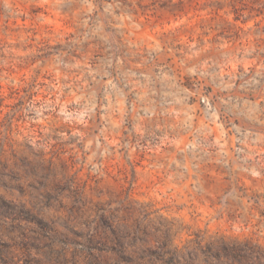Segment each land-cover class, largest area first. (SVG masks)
I'll list each match as a JSON object with an SVG mask.
<instances>
[{
  "label": "rangeland",
  "instance_id": "rangeland-1",
  "mask_svg": "<svg viewBox=\"0 0 264 264\" xmlns=\"http://www.w3.org/2000/svg\"><path fill=\"white\" fill-rule=\"evenodd\" d=\"M99 16L86 0H0V264H264V156L194 162L170 191L152 153L94 175L81 145L33 123L63 77L111 64L230 100L229 137L264 152V0H105Z\"/></svg>",
  "mask_w": 264,
  "mask_h": 264
},
{
  "label": "clouds",
  "instance_id": "clouds-1",
  "mask_svg": "<svg viewBox=\"0 0 264 264\" xmlns=\"http://www.w3.org/2000/svg\"><path fill=\"white\" fill-rule=\"evenodd\" d=\"M86 3L100 13L99 19L103 21L105 0H86ZM81 67L83 74L77 79L65 76L64 84L58 81L52 86L53 95L58 99L50 102L48 116L37 111L38 118L33 123L45 124L42 129L45 142H55L51 140L55 136L61 141H70L73 147L81 145L92 174L102 175L105 162L110 158L127 164L137 161L138 150L146 151L153 154L147 170L163 173L171 191L192 175L194 162L213 156L218 157L217 163L234 160L237 170L246 161L261 163L256 157L264 156V152L243 142V133L241 140H237L235 134L228 135L231 124L227 117L235 105H231L230 100L216 105L209 97L201 95L199 83L189 84L188 88H194L189 91L188 88H170L160 81L162 91L158 92L156 81L150 82L151 86H141L139 80L129 79L119 66L106 64L95 70L86 65ZM219 75L222 78L223 73ZM205 99L209 102L200 108ZM24 111L27 115L29 109ZM53 116L58 119L53 120ZM49 123L53 126L48 127ZM126 123L131 131L122 142L119 130ZM133 136L135 142L131 139ZM229 141L233 142V147L236 143L243 144L235 149L234 157L229 151ZM165 150L175 155L165 158L162 156ZM137 175L139 173H133V184Z\"/></svg>",
  "mask_w": 264,
  "mask_h": 264
}]
</instances>
